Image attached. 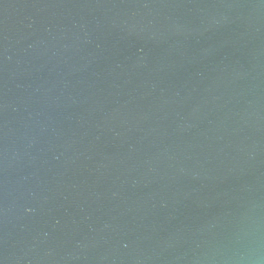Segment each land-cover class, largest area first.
<instances>
[{"label": "water", "instance_id": "1", "mask_svg": "<svg viewBox=\"0 0 264 264\" xmlns=\"http://www.w3.org/2000/svg\"><path fill=\"white\" fill-rule=\"evenodd\" d=\"M0 264H264V0H0Z\"/></svg>", "mask_w": 264, "mask_h": 264}]
</instances>
